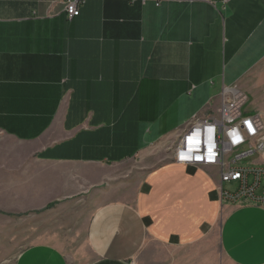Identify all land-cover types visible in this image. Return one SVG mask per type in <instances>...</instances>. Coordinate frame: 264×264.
<instances>
[{
  "label": "crops",
  "instance_id": "crops-1",
  "mask_svg": "<svg viewBox=\"0 0 264 264\" xmlns=\"http://www.w3.org/2000/svg\"><path fill=\"white\" fill-rule=\"evenodd\" d=\"M263 60L264 0H0V218L83 235V264H264V205L172 153Z\"/></svg>",
  "mask_w": 264,
  "mask_h": 264
},
{
  "label": "built area",
  "instance_id": "built-area-1",
  "mask_svg": "<svg viewBox=\"0 0 264 264\" xmlns=\"http://www.w3.org/2000/svg\"><path fill=\"white\" fill-rule=\"evenodd\" d=\"M85 1L64 0L70 20L80 16ZM246 103L239 88H225L217 113L195 116L179 135L172 153L179 165L217 167L222 183H237L236 194H223L227 202L264 205V164L249 161L264 154V117L249 112Z\"/></svg>",
  "mask_w": 264,
  "mask_h": 264
},
{
  "label": "rangeland",
  "instance_id": "rangeland-1",
  "mask_svg": "<svg viewBox=\"0 0 264 264\" xmlns=\"http://www.w3.org/2000/svg\"><path fill=\"white\" fill-rule=\"evenodd\" d=\"M244 85L240 92L246 98L247 110L264 117V60L246 77ZM258 160V156L249 159L254 163ZM224 188L227 192L236 194L239 185L237 183H225ZM43 220L44 218L41 216L0 218V264H14L18 255L26 247L43 242L44 239L56 240V244L60 246L72 264H83L89 259L90 253L83 235L76 234L66 238L62 234L48 233L47 229L42 231ZM70 238L73 240H67ZM209 246L210 249L218 250L217 240L214 239L209 242Z\"/></svg>",
  "mask_w": 264,
  "mask_h": 264
},
{
  "label": "bare ground",
  "instance_id": "bare-ground-1",
  "mask_svg": "<svg viewBox=\"0 0 264 264\" xmlns=\"http://www.w3.org/2000/svg\"><path fill=\"white\" fill-rule=\"evenodd\" d=\"M175 162V161H174ZM176 163V162H175ZM177 164V163H176ZM179 165V164H178Z\"/></svg>",
  "mask_w": 264,
  "mask_h": 264
},
{
  "label": "snow or ice",
  "instance_id": "snow-or-ice-1",
  "mask_svg": "<svg viewBox=\"0 0 264 264\" xmlns=\"http://www.w3.org/2000/svg\"><path fill=\"white\" fill-rule=\"evenodd\" d=\"M191 142V141H190Z\"/></svg>",
  "mask_w": 264,
  "mask_h": 264
}]
</instances>
